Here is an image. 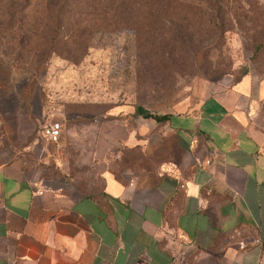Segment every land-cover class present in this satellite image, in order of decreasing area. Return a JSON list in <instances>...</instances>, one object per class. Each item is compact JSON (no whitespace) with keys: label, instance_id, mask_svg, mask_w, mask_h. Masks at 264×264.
<instances>
[{"label":"crops","instance_id":"1","mask_svg":"<svg viewBox=\"0 0 264 264\" xmlns=\"http://www.w3.org/2000/svg\"><path fill=\"white\" fill-rule=\"evenodd\" d=\"M257 94L249 72L200 79L164 120L99 121L79 194L0 162V264H264Z\"/></svg>","mask_w":264,"mask_h":264},{"label":"rangeland","instance_id":"2","mask_svg":"<svg viewBox=\"0 0 264 264\" xmlns=\"http://www.w3.org/2000/svg\"><path fill=\"white\" fill-rule=\"evenodd\" d=\"M71 1L0 6V162L40 161L51 185L79 194L99 121L137 126L185 110L200 79L247 72L264 127V0L184 1L169 11L164 2ZM48 115L62 121L55 144L41 136Z\"/></svg>","mask_w":264,"mask_h":264},{"label":"trees","instance_id":"3","mask_svg":"<svg viewBox=\"0 0 264 264\" xmlns=\"http://www.w3.org/2000/svg\"><path fill=\"white\" fill-rule=\"evenodd\" d=\"M23 1H25V0H23ZM68 1H71V0H68ZM77 1L78 0H72L71 3L72 2L76 3ZM105 1H106L105 3L109 6V8H112L114 3L117 2V1L118 2H126L125 5H124L125 8L131 6L127 2H141V3L145 4L146 8H153V7L156 6L155 3L158 4L159 2H164L166 4V7H167L166 10L169 11L171 6H175V5L180 4V3L184 2V1L185 2H190V1L192 2L194 0H105ZM208 1L215 5V4H218L221 0H204V2H208ZM3 2L6 3V0H0V6L3 4ZM55 20H56L55 23H54L55 26L59 25L60 22H61V17L59 16L58 13L55 15ZM136 110H137L138 113H142V114L146 113L145 111L142 110L141 107H137ZM154 119L158 120V121L159 120H164V119H166V115L161 114L159 116H154Z\"/></svg>","mask_w":264,"mask_h":264},{"label":"built area","instance_id":"4","mask_svg":"<svg viewBox=\"0 0 264 264\" xmlns=\"http://www.w3.org/2000/svg\"><path fill=\"white\" fill-rule=\"evenodd\" d=\"M55 106V104L52 105L53 110L56 109ZM41 134L50 142H59L62 134V121L54 119L52 118V116L48 115L47 119L45 120V123L41 127Z\"/></svg>","mask_w":264,"mask_h":264}]
</instances>
